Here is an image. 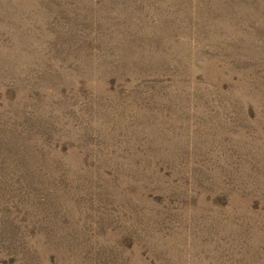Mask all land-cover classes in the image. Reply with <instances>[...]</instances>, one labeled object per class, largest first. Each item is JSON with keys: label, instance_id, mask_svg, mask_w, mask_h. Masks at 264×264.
<instances>
[{"label": "rangeland", "instance_id": "rangeland-1", "mask_svg": "<svg viewBox=\"0 0 264 264\" xmlns=\"http://www.w3.org/2000/svg\"><path fill=\"white\" fill-rule=\"evenodd\" d=\"M0 264H264V0H0Z\"/></svg>", "mask_w": 264, "mask_h": 264}]
</instances>
